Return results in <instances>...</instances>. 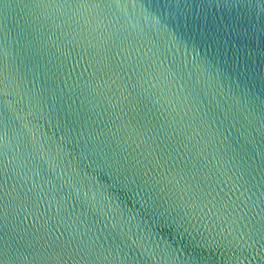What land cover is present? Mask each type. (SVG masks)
Instances as JSON below:
<instances>
[{
  "label": "water",
  "instance_id": "water-1",
  "mask_svg": "<svg viewBox=\"0 0 264 264\" xmlns=\"http://www.w3.org/2000/svg\"><path fill=\"white\" fill-rule=\"evenodd\" d=\"M0 264H264V0H0Z\"/></svg>",
  "mask_w": 264,
  "mask_h": 264
}]
</instances>
